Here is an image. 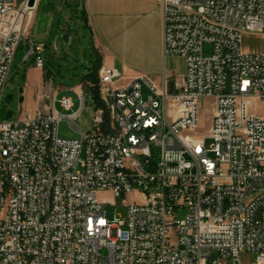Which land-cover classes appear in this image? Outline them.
Returning <instances> with one entry per match:
<instances>
[{"label":"built area","instance_id":"1","mask_svg":"<svg viewBox=\"0 0 264 264\" xmlns=\"http://www.w3.org/2000/svg\"><path fill=\"white\" fill-rule=\"evenodd\" d=\"M30 1L0 0V113L21 40L45 69L47 45L28 35ZM160 3L164 54L184 58L183 74L165 71L158 85L101 66L98 82L70 89L76 109L50 83L43 109L0 119V264H264V52L241 46L244 34H264V0ZM88 86L100 106L84 133L74 120ZM64 119L80 138L59 135Z\"/></svg>","mask_w":264,"mask_h":264},{"label":"rangeland","instance_id":"2","mask_svg":"<svg viewBox=\"0 0 264 264\" xmlns=\"http://www.w3.org/2000/svg\"><path fill=\"white\" fill-rule=\"evenodd\" d=\"M22 1L16 0V4L21 5ZM84 3L85 0H40L38 10L29 28V37L32 42L47 45L43 53L45 70L48 72L46 81L48 80L55 87L61 88L58 96L72 95L75 98L76 104L74 109L79 106L76 93L81 91L79 86L81 84L86 85L90 81L98 62L93 34L91 29L86 25L84 13L82 12ZM65 34L68 40L64 38ZM66 41H70V43L67 44ZM241 46L243 51L264 52V34H244ZM28 49L26 40H21L13 61V73L6 86L1 103V120L6 119L5 114L8 109H13L14 111V115L10 120L17 121L27 112L35 111L38 106L42 107V103H37L38 95H35L31 101V96L26 91L29 83L33 86L41 80V74L30 72L32 62L24 60ZM204 50L205 55H211L212 45L205 44ZM172 66L176 68L175 70H178L181 67V61L175 60ZM27 74H29L28 83L26 82ZM170 75L174 74L170 73ZM73 88H76V92L70 91ZM172 90L173 79L169 83V91ZM7 94L14 95L12 101L6 102L5 97ZM144 94H147V92L144 91ZM84 95L86 100L85 108L74 122L81 127L84 133H89L94 130V118L96 110L100 106V101L94 88L91 86L85 87ZM22 96L24 100L21 102ZM209 102L210 99H202L200 104L199 126L201 128V135L207 134L211 127ZM57 109L60 112L65 111L59 104H57ZM251 109L256 114H263L262 106L257 102L252 105ZM59 135L68 139H78L81 137L80 132L72 129L68 119H64L59 123ZM212 142L213 140L211 139L207 140L208 145ZM100 195L111 198V202L115 200L108 192L100 193ZM128 198L130 201L134 198H138L140 201L144 199L143 195H132ZM121 200L122 198H117L115 201L119 206V210L123 212ZM104 210H106L109 217H113L116 205L105 204ZM185 213V211L180 212V216H183ZM255 257L256 253H247L244 256V260L246 263H249Z\"/></svg>","mask_w":264,"mask_h":264},{"label":"crops","instance_id":"3","mask_svg":"<svg viewBox=\"0 0 264 264\" xmlns=\"http://www.w3.org/2000/svg\"><path fill=\"white\" fill-rule=\"evenodd\" d=\"M39 4L40 0L37 8ZM82 12L93 34L102 66L115 67L128 76L146 74L158 85L165 71L174 75L184 73V58L165 57L164 54V21L160 0H85ZM24 60L32 62L31 73L41 74L37 84L32 86L29 83L25 89L31 101L38 95L37 103H42V107L38 106L36 110L43 109V94L50 87L49 81H46L48 72L36 67L33 57L27 58L25 55ZM175 60L181 61L178 70L172 66ZM28 79L29 74L26 75L27 83ZM57 89L61 91V88ZM256 102L261 105L258 99H253L252 104Z\"/></svg>","mask_w":264,"mask_h":264},{"label":"water","instance_id":"4","mask_svg":"<svg viewBox=\"0 0 264 264\" xmlns=\"http://www.w3.org/2000/svg\"><path fill=\"white\" fill-rule=\"evenodd\" d=\"M34 3H35V0H31V1H30V5H34ZM64 38H65L66 40H68V37H67L66 34L64 35ZM66 43L69 44L70 41H66ZM65 58H66V57H65ZM68 60H69V59H68ZM22 91H23V90H22ZM13 98H14V95H13V94H7L6 97H5V100H6V102H10V101L13 100ZM23 100H24V97L22 96L21 99H20V101L22 102ZM13 115H14V111H13V109H8L7 112H6V114H5V118H6V119H10V118L13 117Z\"/></svg>","mask_w":264,"mask_h":264},{"label":"trees","instance_id":"5","mask_svg":"<svg viewBox=\"0 0 264 264\" xmlns=\"http://www.w3.org/2000/svg\"><path fill=\"white\" fill-rule=\"evenodd\" d=\"M101 66H102L101 63L98 60L97 65L95 66V69H94V73L92 74L90 81L98 82V80H99L98 72H99ZM94 91L96 92V95H97V97L99 99V93H98L97 89L94 88Z\"/></svg>","mask_w":264,"mask_h":264}]
</instances>
